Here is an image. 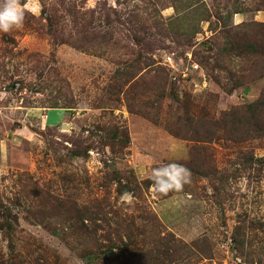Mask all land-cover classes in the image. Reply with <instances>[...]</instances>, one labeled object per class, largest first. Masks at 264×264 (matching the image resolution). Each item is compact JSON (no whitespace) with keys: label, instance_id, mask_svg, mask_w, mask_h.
Wrapping results in <instances>:
<instances>
[{"label":"rangeland","instance_id":"1","mask_svg":"<svg viewBox=\"0 0 264 264\" xmlns=\"http://www.w3.org/2000/svg\"><path fill=\"white\" fill-rule=\"evenodd\" d=\"M21 3L0 32V264H264V136L223 118L264 99V0ZM167 163L192 178L161 196Z\"/></svg>","mask_w":264,"mask_h":264},{"label":"clouds","instance_id":"2","mask_svg":"<svg viewBox=\"0 0 264 264\" xmlns=\"http://www.w3.org/2000/svg\"><path fill=\"white\" fill-rule=\"evenodd\" d=\"M26 7L27 5H22L21 0H0V32L9 33L22 28ZM191 178V170L185 165L167 163L151 169L150 188L161 196H168L172 192H182L184 187L191 183Z\"/></svg>","mask_w":264,"mask_h":264},{"label":"trees","instance_id":"3","mask_svg":"<svg viewBox=\"0 0 264 264\" xmlns=\"http://www.w3.org/2000/svg\"><path fill=\"white\" fill-rule=\"evenodd\" d=\"M252 26L259 28L257 34H259L260 38L263 37V39L261 38V41L256 42L254 45H257L258 48H260L261 52H259L258 54L262 55V62L264 63V23H255ZM246 34H244L243 37H245ZM237 37V36H236ZM243 39V38H242ZM242 39H239L240 42H242ZM249 39H247L246 41H243V44L241 43H237L234 42L232 44L229 45L231 50L234 51H239L240 54H244L243 52H252V53H256L257 50L256 48L252 47L251 44H253V42L255 40H251L248 41ZM258 43L261 44V47L258 46ZM222 53H219L220 55L223 54H227L229 53L227 48L224 47ZM148 67V66H147ZM261 76L264 77V65L263 68L261 70ZM126 73V72H125ZM129 74V72H127ZM124 73H119L118 75L122 76ZM127 76V74H126ZM243 83V80L240 79V77H238V79L235 81L236 86H240ZM162 96V95H161ZM55 108V106L53 107ZM242 120L238 119L235 115L234 112L231 113H225L223 118L226 117H230V123H231V128H235V126H237L239 123L242 126L241 122H244V125L246 126L245 131H243V133H249L248 130L252 131L253 133H256L257 135H262L264 136V99L263 96L261 95L260 99L247 105L246 106V111H245V115L242 114ZM214 124V123H213ZM217 124V123H215ZM214 124V125H215ZM221 126V125H220ZM235 130H239V129H235ZM210 136H208L209 138ZM211 138V137H210ZM244 139H246V136L242 137V139H238L237 141H243ZM124 144L126 146L127 144V139L124 140ZM127 192L126 189L123 187L122 189H120V193H125ZM113 255V254H112ZM157 259V256H154Z\"/></svg>","mask_w":264,"mask_h":264}]
</instances>
